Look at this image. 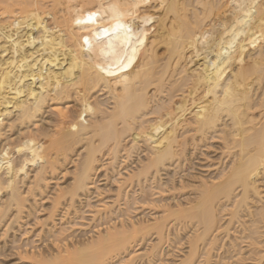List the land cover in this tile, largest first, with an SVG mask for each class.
I'll return each instance as SVG.
<instances>
[{
  "label": "bare ground",
  "instance_id": "obj_1",
  "mask_svg": "<svg viewBox=\"0 0 264 264\" xmlns=\"http://www.w3.org/2000/svg\"><path fill=\"white\" fill-rule=\"evenodd\" d=\"M153 1L157 7L146 13L148 0H0V142L8 138L6 122L9 131H23L0 145V195L6 194L0 225L12 210L22 213V187L28 196L41 191L48 173L73 154L71 183L58 194L70 205L86 197L100 167L120 178L114 182L120 201L132 185L140 194L152 180L157 186L151 188H159L164 182L156 177L182 168L211 135L228 157L214 178L187 186L193 197L185 204L162 205L161 216L151 220L105 226L95 239L71 250L56 247V254L32 264H154L176 225L193 230L179 264H193L200 249L208 263L217 235L229 232L218 226V215L228 216L229 226L261 194L264 0ZM151 21L156 25L147 34ZM70 103L76 111L68 117ZM46 107L54 123L38 127ZM139 154L121 177L119 163ZM153 235L156 243L135 250Z\"/></svg>",
  "mask_w": 264,
  "mask_h": 264
},
{
  "label": "rangeland",
  "instance_id": "obj_2",
  "mask_svg": "<svg viewBox=\"0 0 264 264\" xmlns=\"http://www.w3.org/2000/svg\"><path fill=\"white\" fill-rule=\"evenodd\" d=\"M148 1L149 4H146L145 7H143V10L146 13H152L154 11L153 8L157 7V2H154L153 0ZM155 25V21H151L146 24L145 27L147 34L150 33V30ZM73 104L74 103H70V105L68 106V117L75 115L76 108ZM43 116L39 118L40 120L38 121V127L51 125L50 121L52 122V124L54 123L55 116L51 113L50 107H46L44 109ZM12 117L15 116L13 115ZM7 126H9V123L6 122L3 131V133L5 132L4 135L6 136L3 137L11 138L12 141L16 140V138H19L18 134L23 132H20L21 128L19 129V127H16V130L12 129L9 131ZM31 129L34 128L31 127ZM216 137L217 135H211L208 138L209 140L207 139V141L200 145L201 147L199 146V148L201 149L195 151V154L193 153L194 155L192 154L191 158H189V155H191V153H189L187 155V164L185 162V165L183 164L184 166H181L183 169L180 168L182 170H176L173 167L174 169L170 168V171L166 170V173L162 171L159 174V178L158 176L156 177V182L162 181L161 184L164 182L162 185L158 183L159 185H161L159 187L161 191L158 187V189H152L153 185H155L154 187L157 186L156 184L152 185L153 180L149 183V185L147 184V187H152L151 189L154 191H151V189L148 187L150 189L149 191V189H146V187L143 190L145 191L144 193L146 195L144 193L140 194V192H138L139 188L135 185H132V187H128L125 191V194L127 193L126 198H129V202H127L128 198L120 199V201H117V185L114 182L115 180H119L120 178L116 175L114 176L111 170H109L108 168L107 171H105V167L98 168L95 176L92 179L93 184L89 187V190L86 193V197L79 196L80 198L75 199L72 205H70L67 196L66 198L61 196L59 197V190L61 192L66 190L71 183V174L73 171L76 156L74 157L75 154H73V156L70 155V157H68L69 160L68 158L66 159V163H64V161L62 160L61 162L63 163H60L61 166H57L58 172L55 171L56 174L55 172H53L52 174L48 173V175L46 176V183H44L40 188L41 191H35L32 196H28L25 194L26 187H22V192H25V200H27L25 201L27 203L24 204L25 206L21 211L22 213L18 216L16 215V217L14 215L16 214V212L12 210V212H10L7 216L9 220H4L2 222L3 224L1 223L0 225V264H32V262H35L36 260L38 261L39 259L47 258L46 255L48 256V258L51 257L53 253H57L59 248L61 250L62 246L63 249L65 246H68L71 250L75 247V245L77 247L79 243L84 244L83 242L86 243L90 241V238L95 239V236L98 235L96 233H102L105 229V226L114 227L113 225H115V227H119V222L124 221L125 223H127L128 220L132 219V222H137V220H151L150 218L161 216L160 211H162V209L160 208L162 205H174V201H178L180 204H185L186 200L193 197V192L187 186H191L190 184L195 185L196 183H198L201 177H205V179L208 178L207 180L212 179V176L214 178V176L217 175L216 173L218 172V170H220L221 167H224V163L226 164L228 161V157L225 158L226 154H224L223 152L224 150L225 153H227L225 147L223 146V142L219 141L220 139ZM8 138H3V140L0 142V145L2 146L4 140ZM222 153L224 154V157H221ZM139 157H142V154H139V156L134 155L131 161L126 163V166L122 164V162H120L118 169H116V172H118L121 177H125L126 171L133 170ZM14 158L18 159V157L16 156H14ZM224 158L226 159V161L224 160L223 162H221ZM102 164L103 166H106V163ZM175 170L176 172L174 173ZM179 170L181 172H179ZM31 176L32 174L30 175V177ZM194 178L198 179H195L194 181ZM167 181L169 182L170 186L168 185ZM171 182L173 183V187H177V189H175V191L177 190L176 192L170 191L172 185L170 184ZM181 183L185 187H182L183 185ZM164 184H167L168 189H166L167 186ZM163 185L165 186V188ZM179 186L182 189L184 188V190H181ZM256 188H258V193L261 194H259L260 196L258 197V199L254 196L250 197L252 202L250 200L247 201L250 213L246 212L248 211V208L247 210H245V213L244 210L243 212H240L241 220H239L238 217V221L237 219L232 220L233 222H230L228 226V216L224 215V217L222 214L218 215L220 217H217V221L219 222L218 226H223L220 229H223L227 226V229L229 228L228 236L225 235V232H220L222 234L219 233L217 235L216 243H214V245L212 246L213 250L211 249L209 253L211 257L209 258L208 263L204 261V251L200 249V253L202 252V256L200 255L201 257H197V260L195 259L193 264H264V217L257 216V214L259 215V213L264 210V177L258 179ZM176 193L177 196H175ZM122 197H124V195H122ZM185 198L188 199L185 200ZM4 199L6 201V194H1L0 201H3ZM172 199L173 201H171ZM143 200L146 201L144 202ZM124 201H126V203ZM1 202L0 206L2 205ZM261 203L262 205H260ZM102 206H105L107 212L109 209H112L113 212L109 210V212H112V214L109 216L108 214L110 213H107L106 215L103 211L101 212L100 210ZM153 206L156 208H154ZM97 210L100 212L99 214L97 213ZM256 210H258L259 212H256ZM12 214L15 218H13ZM248 214L251 216H249ZM247 215L249 217H247ZM19 216L20 218H18ZM127 217H129L130 219H128ZM13 219L16 221H12ZM219 219L222 220L220 221ZM239 221L242 222L239 223ZM7 227L8 230H6ZM185 227L176 225L175 230L174 228L170 229V231L173 230L171 232L169 231V234L171 233V236L169 235V239L171 242L167 241L164 242L165 244L162 243V250H160L159 257L154 260V264H179L181 262L180 260H183L185 258L188 253V244L186 241H188L189 236H191L192 234L191 231H193L189 226L187 227V229H185ZM180 229L182 230L180 231ZM172 236L176 239L174 240ZM224 236H226L227 238ZM148 238H146L144 242H141V244L139 242V247L137 246L135 250L142 253L148 248L149 245L156 243V237L154 235ZM56 247L58 248V250L56 249ZM40 255H42V257ZM144 263L145 262H137V264Z\"/></svg>",
  "mask_w": 264,
  "mask_h": 264
},
{
  "label": "snow or ice",
  "instance_id": "obj_3",
  "mask_svg": "<svg viewBox=\"0 0 264 264\" xmlns=\"http://www.w3.org/2000/svg\"><path fill=\"white\" fill-rule=\"evenodd\" d=\"M94 16H95V13L91 14V15L89 16V20L93 19ZM78 23H79V21H78Z\"/></svg>",
  "mask_w": 264,
  "mask_h": 264
}]
</instances>
